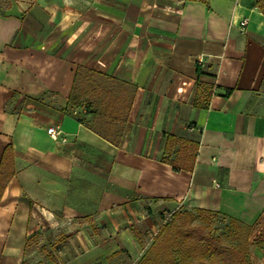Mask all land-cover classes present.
Wrapping results in <instances>:
<instances>
[{"label":"crops","instance_id":"0c3cea01","mask_svg":"<svg viewBox=\"0 0 264 264\" xmlns=\"http://www.w3.org/2000/svg\"><path fill=\"white\" fill-rule=\"evenodd\" d=\"M77 67L94 84L88 96L81 72L72 104ZM8 147L0 264H137L161 214L182 208L250 226L264 264V13L256 0H0V162ZM49 232L54 249L24 251Z\"/></svg>","mask_w":264,"mask_h":264},{"label":"trees","instance_id":"16d2710c","mask_svg":"<svg viewBox=\"0 0 264 264\" xmlns=\"http://www.w3.org/2000/svg\"><path fill=\"white\" fill-rule=\"evenodd\" d=\"M206 2L207 0H199ZM258 9L264 13V0H256ZM90 81L87 83L85 93L91 95V72L77 67L70 98L72 104H79L77 90V77L80 73ZM89 99V97H88ZM87 105H89L87 103ZM173 138H169L165 148L167 153L172 147ZM6 148L0 162V195L5 183L12 173L5 167ZM183 167L184 164H177ZM192 168V162L187 164ZM226 218L229 225V234L235 244L225 245L220 236H214L207 228L214 222L215 216ZM197 218L200 222L193 226L191 223ZM250 226L242 224L235 218L227 217L217 212L203 209L190 211L178 209L171 215V220L162 225L154 236L151 244L141 256L137 264H253L249 256Z\"/></svg>","mask_w":264,"mask_h":264},{"label":"rangeland","instance_id":"374dc122","mask_svg":"<svg viewBox=\"0 0 264 264\" xmlns=\"http://www.w3.org/2000/svg\"><path fill=\"white\" fill-rule=\"evenodd\" d=\"M172 213L173 212L170 213L168 212V214L166 213L161 214L157 227L155 228L154 231H151L150 234L147 235L145 241V243H147L146 244L147 247L151 244L159 228L171 220ZM199 222L200 221L197 218H195L191 224L193 226H196ZM207 230L210 233H212L214 236H220L223 244L225 245L235 244L234 239L232 238L231 234H229L230 228L226 218H222L221 216L216 215L214 217V222L208 226ZM57 240H58L57 237L54 236L51 232L45 235L37 234L34 237H31L30 239L27 240V244L25 246L24 251L29 252L33 250L38 253L47 252L51 250L50 248L53 249L55 248V245L58 243ZM37 261H38L37 259H33V262H37ZM25 264H30V263L26 261Z\"/></svg>","mask_w":264,"mask_h":264},{"label":"built area","instance_id":"2783aa9c","mask_svg":"<svg viewBox=\"0 0 264 264\" xmlns=\"http://www.w3.org/2000/svg\"><path fill=\"white\" fill-rule=\"evenodd\" d=\"M239 24H240L241 27H245L246 24H247V19H242L239 22ZM46 132L50 136V138L53 139V140H60L62 142L66 141V138L64 136L60 137L61 130L56 128V127H54V126L48 127Z\"/></svg>","mask_w":264,"mask_h":264}]
</instances>
